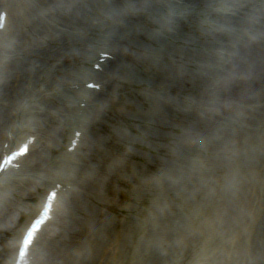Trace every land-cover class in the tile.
Wrapping results in <instances>:
<instances>
[{"label":"bare ground","instance_id":"obj_1","mask_svg":"<svg viewBox=\"0 0 264 264\" xmlns=\"http://www.w3.org/2000/svg\"><path fill=\"white\" fill-rule=\"evenodd\" d=\"M221 1L0 0V13H8L5 32H0V157L5 144L12 149L35 138L32 156L23 160L21 169L0 176V242L19 228L5 264L14 261L21 234L37 216L48 191L57 186V203L64 196L69 201L64 202L58 229L51 232L43 254L31 264H165L176 253L184 256L180 264H264V16L257 17L263 18L258 28L251 21L252 0ZM227 4L234 10L242 7L248 20L233 24L220 17V8ZM191 12H197L198 30L210 29L212 38L198 35L193 24L189 29V18L181 15ZM172 15L180 19H167ZM152 18L158 23L149 24ZM221 24L245 32L246 39L224 33L218 28ZM99 54L112 57L101 64L107 82L91 68L101 59ZM204 62L206 66L219 62V69L227 72L216 71L212 82L197 65ZM200 78L216 81L220 90L228 88L230 97L222 98L227 103L236 99L240 107L221 109L225 120L216 121L219 128L205 126L217 134L221 155L230 161L219 165L230 166L217 172L224 182L212 189L198 187L199 175L190 172L174 189L181 195H161L162 205L149 208L143 220L137 205L157 190L147 176L151 185L141 189L136 206L124 208L133 222L113 227V219L103 211L108 181L126 172L127 159L134 157L133 150L141 143L157 144L146 153L161 158L165 155L161 142L167 138L177 153L181 138L163 122H176L181 104L191 110L193 87L198 93L203 90ZM94 82L101 85L100 92L85 89L84 84ZM136 88L143 92L135 96L140 101L137 108L121 93ZM166 93L170 95L165 106L161 95ZM104 113L110 114L108 118ZM126 113L125 131L105 129V121ZM187 119L192 126V116ZM128 121L141 132L133 134ZM76 131L83 135L69 154ZM109 134L125 146L126 161L105 151ZM39 145L42 152L35 157ZM106 160L112 169L103 174ZM165 172L169 170L162 168L161 175ZM171 196L185 197L186 206L196 207L190 222L194 215L201 219L207 212L198 239L178 236L183 229L192 233L194 224L183 217L180 227L175 225L170 210L162 208L168 202L173 207ZM28 199L37 202L31 207L27 203L25 222L11 223L16 214L20 218V204ZM157 226L164 227L158 231ZM150 241H155L154 250H147ZM198 244L201 250H195ZM192 253L195 257L189 258Z\"/></svg>","mask_w":264,"mask_h":264},{"label":"rangeland","instance_id":"obj_2","mask_svg":"<svg viewBox=\"0 0 264 264\" xmlns=\"http://www.w3.org/2000/svg\"><path fill=\"white\" fill-rule=\"evenodd\" d=\"M152 21L154 22V19H152ZM201 33H203V32H201ZM204 34H205V32H204ZM135 105H137V103H135ZM181 105H182L181 107H185L184 104H181ZM180 120H181L180 123H177L176 125L179 126L180 128H182L183 131L187 132V130H189V129H194L195 135L199 132L198 125H196V123L192 124V126H191L188 123V121L185 119V117H184V119H180ZM115 123L113 125H109L108 130H112V131L117 130L116 127H119V125H122L124 127V122H123V124L120 123V122L116 123V124ZM117 124H119V125H117ZM131 129L132 130H136V126L131 125ZM137 143H139V141H137ZM148 143L149 144L141 143V145H143L144 150L147 151L149 149H155L154 147L157 144H154L151 141H149ZM162 146H163V144H162ZM165 148H167V147H165ZM124 149L125 148L122 146V144L116 141V138H114V141L110 140V144H108L106 146V151L112 152L113 154H116V155L123 154V150ZM170 150L171 149H169L168 151H170ZM190 151H192L191 157H189L190 160H192V161L202 160V161H205V162H202V163H206V159H207L206 157L207 156L204 155L205 154L204 148L202 150H200L199 152H196L193 149H190ZM144 154L145 153H143V151L136 150V155H135V157L133 159L130 160L131 162L129 163L128 169L126 170L127 171L126 172V178L121 177L120 180L113 181L112 184H115V187H116L115 189L112 188V184H111L110 190L113 191L112 193L117 194V195L115 196V195L112 194V196L109 197V200H108L109 201V203H108V207L109 208H108V210H111L113 212L112 214H110L112 216V218H114L115 216L118 217V220H119L120 224L124 223L125 221L128 224L131 223L132 220H130L128 218L129 216L127 215L126 210L124 208L132 207V203H133V201L131 200L132 194H134L135 197H138L141 194L142 190L145 189V187L147 185H151V183L145 178L147 175L150 177V179H152L154 181L153 182L154 183V187L157 186V188H158V179H156V175H157L159 169H157V166H156V168L154 167L152 169L153 171L152 170H147L149 173L144 174V168H145V165H147L145 160H148L150 158V157H148V156H146ZM159 163H161V162H159ZM203 169L206 170L207 168H203ZM106 171H111V168H110V166L107 163H106ZM183 175H185V174L183 173L182 176ZM131 180H135V182H133ZM135 186H136L135 192L133 193V189H134ZM137 188H138V190H136ZM161 189H162V192H161ZM161 189L158 188V190L156 191V194L152 193L151 195L147 196V198H143L142 197L140 199V202L142 204L141 207H140L141 213L143 214L142 216H144L146 214L149 206H152V200H154V205H155V202H156L158 206H161L162 205V199L159 200V197L161 195L168 196L173 191V188L168 187V184L167 185L163 184L161 186ZM118 198H119V201H120L119 203L117 201ZM170 198L171 199H169V200H172V205L173 206L176 205V204H180V205L183 204L182 201L181 202L179 201V198L176 199L174 196H171ZM156 199H158V201ZM172 211L173 212H171V214L172 213H181L180 215L177 214L178 217H182L183 214H185L184 210L178 211V210H176V208H173ZM197 213H198V211H197ZM206 213L207 212H205L202 215V218L204 217V215H206ZM172 217L173 216L171 215V218ZM173 218H175V217H173ZM181 220L182 219H177L176 220V224H177L178 227H180V221ZM200 223H201V221H200ZM163 227H161V228L163 229ZM169 229H171V228H169ZM183 231H184V229H183ZM183 231H181V232H183ZM7 236H8L7 239L3 243L4 254H3V252L1 253L2 255L0 254V256H1V264L7 260V258H8L7 254H8V250H9V242H11L13 240V235H7Z\"/></svg>","mask_w":264,"mask_h":264},{"label":"snow or ice","instance_id":"obj_3","mask_svg":"<svg viewBox=\"0 0 264 264\" xmlns=\"http://www.w3.org/2000/svg\"><path fill=\"white\" fill-rule=\"evenodd\" d=\"M90 86H91V87H95L96 85H95V84H91ZM24 154H25V155L27 154V150L25 151Z\"/></svg>","mask_w":264,"mask_h":264}]
</instances>
